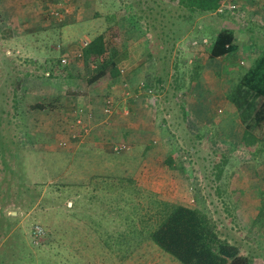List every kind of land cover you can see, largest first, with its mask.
Wrapping results in <instances>:
<instances>
[{"label": "rangeland", "instance_id": "1", "mask_svg": "<svg viewBox=\"0 0 264 264\" xmlns=\"http://www.w3.org/2000/svg\"><path fill=\"white\" fill-rule=\"evenodd\" d=\"M232 1L233 14L189 25L177 19L176 0H0V264H182L151 238L179 204L206 212L223 237L264 264V229L252 225L264 161L241 149L250 114L229 95L253 68L264 73V44L254 36L263 32L253 22L256 0ZM202 22L208 33L234 32L240 48L235 60H212L226 72L233 110L222 97L211 125L201 104L221 90L210 92L202 79L195 91L189 85L195 59L206 62L196 44ZM116 30L124 40L108 54L143 37L152 67L134 90L118 79L90 90L83 50ZM66 69L72 77L60 76ZM92 100L100 111L88 110Z\"/></svg>", "mask_w": 264, "mask_h": 264}, {"label": "trees", "instance_id": "2", "mask_svg": "<svg viewBox=\"0 0 264 264\" xmlns=\"http://www.w3.org/2000/svg\"><path fill=\"white\" fill-rule=\"evenodd\" d=\"M225 1L226 0H176L179 10L182 11L177 19L182 18L180 21L183 23L193 25L196 18L199 16L219 15L223 17L225 15L217 14L216 12ZM211 33L213 40H210L212 43V50L210 53L213 59L228 56L235 60L238 50L235 33L228 29H222L220 32L211 31ZM127 35L126 41L130 39L129 32ZM204 35L205 34H203V36ZM208 36H210L209 33ZM199 37L200 34L198 40L202 42L204 39H200ZM123 40L124 38L122 37L121 31L116 30L110 36V40L107 41V36L105 34L99 35L90 41L84 48L82 65L83 70L89 73L87 84L90 90L96 89L106 82H113L121 75L115 62L116 54L109 55L108 51L111 45L122 43ZM135 41L136 40L132 39L128 43H124V46L131 45ZM198 61L196 68L200 70L202 66ZM94 64L97 65V68L93 72L91 68ZM64 72L65 73L62 72L60 76L66 78L72 77L68 69ZM158 83L161 84L162 82L158 80ZM229 95L231 96V99L229 98L231 100L230 102L240 108L242 115L247 113L246 111H249L250 114L245 123L242 121L243 124H245V131L242 135L240 147L243 151L251 154L256 162L262 163L264 161L262 159L264 156V73L258 75L253 68L250 73H247L241 79L240 86L233 87ZM246 99L247 101L245 102ZM220 100L218 96H215L211 107L208 109V114L212 120L218 118ZM34 108L44 110L45 106L37 104ZM228 108L229 110H233L231 106H228ZM247 108L249 110H247ZM236 114L237 113L234 112L232 115ZM149 136L150 135L147 134L143 136L148 145L150 144V140L146 138ZM132 137L133 135L127 134L124 140L127 142L129 139H132ZM171 161L172 160L169 162L171 163ZM223 167H225L224 164L218 167L219 178L223 175ZM246 181L250 184L254 181V178ZM240 189L241 188L237 187V190L242 193L243 189ZM262 190L264 192V185ZM164 218L165 220L162 221L161 225L151 233V238L156 245L173 256L180 263L254 264V256L249 255V253L248 255L245 254L236 242H232L229 238L223 237L219 231L218 224L203 210L197 207L179 204L172 207ZM252 225H257L260 227V230L264 229V199L260 202L259 212L253 219ZM260 235L259 232V235L257 234L256 237Z\"/></svg>", "mask_w": 264, "mask_h": 264}, {"label": "crops", "instance_id": "3", "mask_svg": "<svg viewBox=\"0 0 264 264\" xmlns=\"http://www.w3.org/2000/svg\"><path fill=\"white\" fill-rule=\"evenodd\" d=\"M252 10H253L252 16L255 18L253 20V22L257 25V28H259L263 32L261 36L254 35L256 37L255 40H257V42H259V43L263 42L261 44H264V24H263L264 23V1L263 0H259V1L256 0V4H252ZM199 34H200L199 38L200 39L203 38L204 40L202 42L197 40L196 44L197 43L199 44V42H200V44H201L200 46H203L201 48V51H202L201 54H202V57H204V59L206 60V62L201 63L202 60H200L199 58L195 59L197 61L199 60L198 62L202 66V69L198 70L196 68V70H194L195 76H193L191 81L189 82V85L192 87L190 91H195V89L197 87V83H199L202 79V80H204V84H205L206 89H209L210 92H212L213 90H219V89L221 90V92H220L221 94L217 93L218 95H215V96H218V98H220V99H222V97L225 98V102L220 100L224 103V107H225L227 105V100H226L227 94L230 91V89L227 88L226 82L223 83L224 80H223L222 76L226 73L222 70L223 66H221L219 68V70L213 69V65H212L213 64L212 63L213 57L211 56V53H210L212 50V43L210 42V40H213V36H212V33H209L210 36H208V24H207V26L203 22L201 24H199ZM203 34H205V35L203 36ZM258 38H261V39L258 40ZM205 39H208V41H209V43L206 42L207 45H203V42H205ZM150 49H151V46H150V44H148L147 40L143 37L142 38L140 37L133 44H131L129 46L127 45L125 47H122V50L119 51L118 53H116L115 62H116L117 67L119 68L120 73H121V75L118 77V80L121 84H124V83L127 84L128 83V85L131 86V89L134 90V88L137 87V82L140 79H142V76L147 75V72L152 67V66H150L151 65L150 62H151V60H153V58H152L153 55L150 52ZM262 49H264L263 46H262ZM239 50H240V48H238V50H237L238 54L240 53ZM216 59H220L221 62L225 63V60L226 59L229 60V57L228 56L227 57H225V56L224 57H217ZM215 62L217 63V61H215ZM239 67H241V66L239 65ZM218 76L221 78V81L218 79ZM156 77H157V83H158V80H160L162 82L161 84L158 83V87L162 88L163 86H165L166 78L164 76L161 77L159 75ZM66 80H70V79H66ZM113 84H115V80L113 81L112 85ZM71 85H73V84H71ZM109 86H111V85H109ZM109 86H105V87H109ZM215 96H214V98H215ZM95 103H96V101L92 100L89 104L90 108L88 110H92L93 111L92 113H96L97 111H100V109H98L97 107L94 108ZM211 104H212V102L209 103V101H205V102H203V105L201 104V106L203 107L204 110L208 111V109L211 107ZM96 105H97V103H96ZM185 109H187V108H183V110H185ZM221 111H223V110H221ZM93 118H94V116L91 117V119L89 121L93 120ZM204 118L205 117H203L201 119L204 120ZM213 121L214 120L211 119V120H207L206 122L208 123V125H211ZM204 124H206L205 121H204ZM242 134H240V135L242 136Z\"/></svg>", "mask_w": 264, "mask_h": 264}, {"label": "built area", "instance_id": "4", "mask_svg": "<svg viewBox=\"0 0 264 264\" xmlns=\"http://www.w3.org/2000/svg\"><path fill=\"white\" fill-rule=\"evenodd\" d=\"M237 11V5L232 1V0H226L221 7L217 10V14H222L225 16H229L231 14H233L234 12ZM63 62L65 63L66 60H63ZM141 88H145V83L142 82L141 83ZM156 97L153 96V99H155ZM105 113H107V115H111L113 113V105L112 103L109 101L106 103L105 105V109H104ZM78 123H81L80 120H77ZM36 236H40L42 235L43 231L41 230V228H37L36 232H34Z\"/></svg>", "mask_w": 264, "mask_h": 264}]
</instances>
